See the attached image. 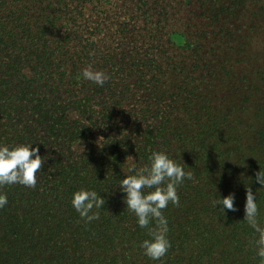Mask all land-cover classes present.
I'll use <instances>...</instances> for the list:
<instances>
[{
  "label": "trees",
  "instance_id": "16d2710c",
  "mask_svg": "<svg viewBox=\"0 0 264 264\" xmlns=\"http://www.w3.org/2000/svg\"><path fill=\"white\" fill-rule=\"evenodd\" d=\"M249 2L0 0V144L43 157L35 187L0 188V264H262L244 220L251 187L264 226V72L242 67L264 0ZM89 65L110 79L85 80ZM153 151L192 172L162 209L159 260L140 247L155 221L141 228L119 188ZM81 188L104 197L98 219L72 206Z\"/></svg>",
  "mask_w": 264,
  "mask_h": 264
},
{
  "label": "clouds",
  "instance_id": "9594fccd",
  "mask_svg": "<svg viewBox=\"0 0 264 264\" xmlns=\"http://www.w3.org/2000/svg\"><path fill=\"white\" fill-rule=\"evenodd\" d=\"M81 75L85 80L100 86L110 79L103 70H94L91 65L83 68ZM148 160L149 164L139 168L135 163L129 164L130 174L120 180L119 188L124 193L123 200L127 209L135 213L141 228L155 221V228L149 231V238L142 240L140 247L145 255L159 260L171 247L167 236L169 222L162 209L169 202L179 204L177 188L185 178L192 177V172L186 171L184 165L171 158L166 151H153ZM42 164L39 146L33 147L32 143L0 144V188L16 183L35 187ZM256 181L264 186V171L261 169L256 174ZM235 198V193H229L220 198L218 205L223 210L235 211ZM7 203V193L0 191V208ZM71 203L79 215L90 222L99 218V212L93 209L101 208L105 199L94 189L81 188L73 193ZM244 213V220L259 233L256 240L257 255L264 264V226L258 220V203L251 187L246 190Z\"/></svg>",
  "mask_w": 264,
  "mask_h": 264
},
{
  "label": "rangeland",
  "instance_id": "374dc122",
  "mask_svg": "<svg viewBox=\"0 0 264 264\" xmlns=\"http://www.w3.org/2000/svg\"><path fill=\"white\" fill-rule=\"evenodd\" d=\"M248 7L250 10H253L255 8V3H252V0H250ZM248 16L250 17V15ZM252 45L254 48L253 51L256 52V59H251L245 62V64H242V67L246 70L248 65H251V67L260 65V67L257 68L256 72L260 73L261 70L264 72V41L262 36L260 35V37L254 38V42Z\"/></svg>",
  "mask_w": 264,
  "mask_h": 264
}]
</instances>
